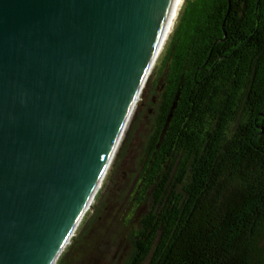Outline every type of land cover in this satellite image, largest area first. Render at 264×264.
I'll use <instances>...</instances> for the list:
<instances>
[{
    "label": "trees",
    "instance_id": "1",
    "mask_svg": "<svg viewBox=\"0 0 264 264\" xmlns=\"http://www.w3.org/2000/svg\"><path fill=\"white\" fill-rule=\"evenodd\" d=\"M161 59L122 264H264V0H185ZM98 198L57 264L94 250Z\"/></svg>",
    "mask_w": 264,
    "mask_h": 264
},
{
    "label": "water",
    "instance_id": "2",
    "mask_svg": "<svg viewBox=\"0 0 264 264\" xmlns=\"http://www.w3.org/2000/svg\"><path fill=\"white\" fill-rule=\"evenodd\" d=\"M175 7L0 0V264L62 255Z\"/></svg>",
    "mask_w": 264,
    "mask_h": 264
},
{
    "label": "rangeland",
    "instance_id": "3",
    "mask_svg": "<svg viewBox=\"0 0 264 264\" xmlns=\"http://www.w3.org/2000/svg\"><path fill=\"white\" fill-rule=\"evenodd\" d=\"M160 57L150 72L139 101L134 107L107 174L96 193L93 208L89 209L80 220L77 231L72 236L74 238L83 224L89 220L90 214L99 205L97 204L98 197H102L106 207H103L101 216L88 233V241L94 243L95 248L87 258H81L80 264H122L129 252L126 241L123 239V199L137 175L138 163L150 133L154 114L153 104L156 99L153 86L161 68L162 59L159 61ZM157 63L158 68L155 71ZM70 245L71 241L66 245L65 250ZM74 257L79 256L75 254Z\"/></svg>",
    "mask_w": 264,
    "mask_h": 264
},
{
    "label": "bare ground",
    "instance_id": "4",
    "mask_svg": "<svg viewBox=\"0 0 264 264\" xmlns=\"http://www.w3.org/2000/svg\"><path fill=\"white\" fill-rule=\"evenodd\" d=\"M184 1H185V0H176V7H175L174 14H173V16H172L171 18H169L170 20L167 22V30H166V32H164L163 35L160 37V44L157 45V49L155 50V52H154V54H153V56H152V59H151V61H150V63H149V66H148V68H147V70H146V73H145V75H144V77H143V80H142V82H141V84H140V87H139V89H138V91H137V94H136V96H135V99H134V101H133V105L131 106V108H130L128 114H127V117H126L125 122H124V126H122V127H123V129H122L123 131H122V133L120 134V136L118 137V140H117V142H116L115 148H114V150H113V152H112V154H111V159H110L108 165L106 166L107 168L105 169V173L102 175V177L100 178V180H99L98 183L96 184L95 188L93 189V192L90 193L91 196L89 197V199H88V201H87V204L85 205V207H84V209H83V212H82V214H81V217H80L79 220H78V223H77L76 229H77L78 225H79L80 222H81L80 220L83 219V217L85 216V214L87 213V211H88L89 209H91L90 207H92L93 204H94V202H95V198H96V195H97L96 193H98V191H99V189H100V187H101V185H102V183H103V180H104V178H105V176H106V174H107V171H108V169H109V167H110V164H111V162H112V160H113V158H114V155H115V153H116V150H117V148H118V144L120 143L121 138H122V135H123V133H124V131H125V129H126L128 123H129V120H130L131 115H132V113H133L134 107L136 106V103H138V101H139L138 99L140 98V94H141V92H142V90H143V88H144V86H145L146 81L148 80V76L150 75V72L152 71V69H153L155 63L157 62L159 56L161 55V53H162V51H163V48H164V46H165V44H166V42H167V40H168V38H169V35L171 34V32H172V30H173V27H174V25H175V22H176V20H177V17H178V15H179V12H180V10H181V8H182V5L184 4ZM76 229H75V231H76ZM74 234H75V232H74ZM72 236H73V235H72ZM72 236L70 237V239L72 238ZM67 245H68V244H67ZM58 259H59V257H58L57 260L55 261V264H57Z\"/></svg>",
    "mask_w": 264,
    "mask_h": 264
}]
</instances>
